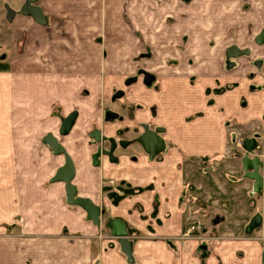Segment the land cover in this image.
Masks as SVG:
<instances>
[{
  "label": "crops",
  "instance_id": "crops-1",
  "mask_svg": "<svg viewBox=\"0 0 264 264\" xmlns=\"http://www.w3.org/2000/svg\"><path fill=\"white\" fill-rule=\"evenodd\" d=\"M141 1L39 0L41 23L22 12L25 0H0V264H264V192L236 149L250 137L264 149V88L251 86L263 82L264 9L219 0L140 9ZM232 46L249 53L230 55ZM106 79L124 86L110 88L104 108ZM57 108L59 120L78 112L66 142L59 139L78 194L106 212L94 223L54 182L51 210L28 219L35 234L14 240L10 190L27 121ZM145 127L165 140L155 156L126 135ZM96 131L130 140L117 162L104 155L94 163ZM128 187L144 190L125 195ZM256 214L262 225L248 232ZM110 218L125 221L132 257L106 226Z\"/></svg>",
  "mask_w": 264,
  "mask_h": 264
},
{
  "label": "rangeland",
  "instance_id": "rangeland-1",
  "mask_svg": "<svg viewBox=\"0 0 264 264\" xmlns=\"http://www.w3.org/2000/svg\"><path fill=\"white\" fill-rule=\"evenodd\" d=\"M127 0H124L126 2ZM141 1V0H139ZM173 5L185 7L190 4V0H170ZM203 1V0H202ZM212 1V0H207ZM206 1V2H207ZM230 1L231 4L234 3L235 7L241 11L244 9H255L256 12H260L264 9V0H219V2H227ZM162 3H167L165 0H142L140 9H162ZM195 3V2H194ZM164 6V5H163ZM221 6V5H220ZM125 9V8H124ZM178 9V8H177ZM5 10V9H4ZM241 17L240 15H236V19L238 20ZM239 28H236V31ZM235 31V32H236ZM129 38V37H128ZM2 41L0 35V42ZM2 52V47L0 46V53ZM113 55L110 56L113 59ZM103 80V79H102ZM105 80V79H104ZM105 89H107V93L105 96V107L108 106V96H110V90L114 92L119 86H124V83L118 84L114 81V79H106L103 84ZM111 88V89H110ZM109 94V95H108ZM32 112V111H29ZM28 112V113H29ZM43 112L41 114L34 115L32 117H36L37 119L34 121L30 116L28 118L27 129H26V139L23 145H21L22 152L20 158V166L22 171L20 173L12 174L14 178L12 180L17 182V186L15 189H11L10 193L14 194L13 198L15 201L11 202L10 207V236L14 240H22L24 237L33 236L35 234V221L31 222L28 219L32 216L34 219V215L41 212H49L51 210L50 201H55V183L52 181V175L55 168L64 162L63 155H56L53 152V149L44 142V136L48 133H52L57 136L60 140H64L66 135L62 136L59 132V127L61 125L60 114L61 111L59 108L53 109L50 111H39ZM14 132H18L14 130ZM21 133H25L24 130L20 131ZM70 132L68 133V135ZM137 132L129 130L126 132V135H131L134 137ZM123 136L121 133L116 134V137ZM66 142V140H64ZM64 143V142H63ZM62 143V144H63ZM99 141L92 138L91 148L95 150ZM264 144V141L262 140ZM100 144V143H99ZM102 145L106 144V142L102 143ZM65 147V146H64ZM66 148V147H65ZM117 186V185H116ZM107 187V186H106ZM113 187L112 185L110 188ZM9 192V191H8ZM18 197H21L18 198ZM25 197V198H24ZM24 198V199H22ZM23 204V207L20 203V200ZM51 199V200H50ZM50 200V201H49ZM56 206H53L55 209ZM45 216V215H44ZM45 217H48L45 216ZM28 220V221H27ZM22 238V239H21ZM28 241V244L32 243ZM23 243V242H22Z\"/></svg>",
  "mask_w": 264,
  "mask_h": 264
},
{
  "label": "water",
  "instance_id": "water-1",
  "mask_svg": "<svg viewBox=\"0 0 264 264\" xmlns=\"http://www.w3.org/2000/svg\"><path fill=\"white\" fill-rule=\"evenodd\" d=\"M38 1L39 0H25V3L22 7V12L27 15H32L37 21L44 23L45 18L42 13V9L39 5L36 4ZM8 10L9 13H12L11 9ZM262 40H264V31L259 35L257 41L261 43ZM248 53V50H240L236 46H232L229 49V54L234 56ZM256 64L260 65V61H257ZM130 82L131 80H127L128 84ZM122 93V91H119L118 93H116V95H114V98L116 96H121ZM110 114L111 116H114L115 113L111 112ZM77 115L78 112L74 110L61 119L59 132L62 136L67 135L71 131L72 127L75 124ZM95 137L97 141L100 142L105 138L101 136L100 131L95 132ZM43 140L53 149V152L56 155L64 156V163L56 170L54 176L52 177V181L62 182L65 184L67 202L69 204L81 207L86 212L87 218L94 223H102V217L106 212L105 209H103L99 204L95 203L91 198L83 197L78 194V188L73 183L76 175L75 164L64 145L60 142L59 138L52 133H48L47 135H45ZM110 140L112 141V146L109 150L102 148L103 146L100 145L98 151L94 153L93 159L96 165H100V156L102 154L107 155L110 161L117 162L119 160L118 156L114 155V150L117 144L115 137H112ZM137 141L151 156H155L161 153L166 147L165 140L160 135V129L155 130L149 127H145L144 131L137 136ZM125 144V141L121 142V145L123 147H125ZM255 146V138H250L245 141V148L248 152L253 151ZM243 165L245 170L248 171L247 176L255 180V190L260 192L264 187V177L260 173V167L264 166V161H261L258 157L252 158L250 156H246L243 158ZM260 225H262V215L256 214L251 220L250 224L247 226V231L250 232L255 228H258ZM106 226L110 229L112 236L119 240L123 251L129 257H132L133 243L129 238V232L125 221L120 218H110L106 221ZM262 257L264 263V253Z\"/></svg>",
  "mask_w": 264,
  "mask_h": 264
},
{
  "label": "flooded vegetation",
  "instance_id": "flooded-vegetation-1",
  "mask_svg": "<svg viewBox=\"0 0 264 264\" xmlns=\"http://www.w3.org/2000/svg\"><path fill=\"white\" fill-rule=\"evenodd\" d=\"M263 32V31H262ZM261 32V33H262ZM260 61V60H259ZM260 64H261V61H260ZM263 77V82H262V84H260V85H255V84H253V85H251L252 87H254L253 89H257V88H259V89H262V88H264V75L262 76ZM59 129H60V127H59ZM112 137H109V138H104L103 140H102V143H104V142H106V144H104V145H101V146H103L102 148H104V149H107V150H109L110 148H111V146H112V141L110 140ZM250 138H255L256 139V137H250ZM250 138H247V139H239L237 142H236V149H241L242 150V152H243V154H242V164H243V158L244 157H246V156H250V157H252V158H254V157H258L261 161H264V149L259 145V142L257 141V139H256V146H255V148L253 149V151H251V152H248L247 150H246V148H245V141L246 140H248V139H250ZM115 140H116V142H117V144H116V148H115V150H114V153H115V151L119 148V147H123L122 145H121V142L122 141H125V146H128V144L130 143V140H126V139H124V138H122V137H116L115 138ZM131 141H137V137H133L132 138V140ZM61 142V141H60ZM100 147V146H99ZM99 147H98V149H99ZM98 149H97V151H98ZM96 151V152H97ZM115 155V154H114ZM101 156H104V154H102ZM101 156H100V158H101ZM244 166V165H243ZM247 170H246V175H247ZM260 173L263 175V177H264V166L263 167H260ZM250 179H252V178H250ZM253 181H254V184H255V180L254 179H252ZM261 192H264V187L262 188V190L260 191V193Z\"/></svg>",
  "mask_w": 264,
  "mask_h": 264
},
{
  "label": "trees",
  "instance_id": "trees-1",
  "mask_svg": "<svg viewBox=\"0 0 264 264\" xmlns=\"http://www.w3.org/2000/svg\"><path fill=\"white\" fill-rule=\"evenodd\" d=\"M105 190H108V188H105ZM143 190H144V188L132 189L131 187H128L127 189L124 190V194H125V195H127V194H132V193H135V192H137V191H138V192H141V191H143ZM109 194H110V196H111L112 198H114V200H115L116 202L121 198L118 194L114 193L113 191H110Z\"/></svg>",
  "mask_w": 264,
  "mask_h": 264
},
{
  "label": "built area",
  "instance_id": "built-area-1",
  "mask_svg": "<svg viewBox=\"0 0 264 264\" xmlns=\"http://www.w3.org/2000/svg\"><path fill=\"white\" fill-rule=\"evenodd\" d=\"M195 228V226H192V227H190L188 230H193Z\"/></svg>",
  "mask_w": 264,
  "mask_h": 264
}]
</instances>
